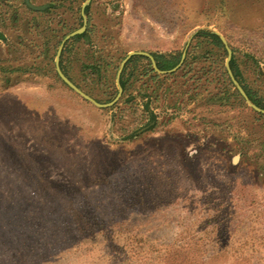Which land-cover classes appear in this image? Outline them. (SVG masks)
Listing matches in <instances>:
<instances>
[{
	"label": "rangeland",
	"instance_id": "374dc122",
	"mask_svg": "<svg viewBox=\"0 0 264 264\" xmlns=\"http://www.w3.org/2000/svg\"><path fill=\"white\" fill-rule=\"evenodd\" d=\"M21 2L0 0V264H264V120L214 100L223 84L207 85L194 48L220 32L264 84V0H94L88 45L66 55L79 86L106 89L83 61L187 49L199 62L136 81L140 120L129 92L101 109L64 85L56 49L49 63L17 31Z\"/></svg>",
	"mask_w": 264,
	"mask_h": 264
},
{
	"label": "trees",
	"instance_id": "16d2710c",
	"mask_svg": "<svg viewBox=\"0 0 264 264\" xmlns=\"http://www.w3.org/2000/svg\"><path fill=\"white\" fill-rule=\"evenodd\" d=\"M194 40H196V44L194 48H199V47L203 48L199 58L202 59L201 61H203V63L207 64V66H203V70H205L204 76L206 77L207 85H214L215 82L219 84H223V87H219L218 88L219 91H217V93L214 94L213 96L214 100L222 104H227L228 106H231L233 109H235L237 106H239V108L240 107L249 108L246 105L245 100L240 94V92L235 88V85L233 84L229 76L225 63L228 57V51L221 37L218 34L214 33L212 30L202 29L197 32V34L194 37ZM59 43L60 42L57 43V46L59 45ZM232 49H233V59L231 61V68L236 78L242 84L247 94L249 95L250 99L258 106L264 109V84L262 83L255 85V82L253 83L247 82L245 73L242 70L240 64L238 63L235 54L236 48L232 46ZM182 54L183 52L180 51L178 53H169V54L154 53L153 56L156 58L157 64L161 70H170L175 68L180 63ZM188 54H190V52H188L187 55ZM125 57L122 56L120 58H116L115 60H117L118 63L114 60V58L105 60L106 61L105 67L97 63H95L94 66L92 64L89 65V67L94 68L95 73H97L98 75L104 78L106 89L103 93L104 96L102 97H99L92 89H85L79 86L78 83H76V81L69 76L67 71L65 73L71 78V80L75 84H77L89 95L93 96L97 101L101 103L111 102L118 94V88L115 83V80L118 69L120 67V62H122V60ZM46 60L49 63L51 61L53 62V56L51 57L49 56ZM62 63H63V59L61 64ZM196 63L199 64V62L196 61H189V58L187 57L183 66L178 71L170 74H160L154 69L152 62L148 57L141 55L133 56L127 62L121 76V83L124 88V95L132 91L133 89L132 87L136 81H144V85L147 84V87L149 88L148 86L149 82H158L164 78L168 79L175 75H178L182 71L190 72L194 70V68L192 67ZM110 68H112L113 71H111ZM53 72L55 73V76L60 81H62V79L59 77L57 72L54 70ZM63 84L68 86L67 84H65V82H63ZM215 88H217V86ZM154 92H157V89H155ZM136 101H137L136 96L132 95L131 93L126 100L127 103H131L134 107L136 106L138 108V109L135 108V111L133 113L136 115L138 112H140L141 115L138 118V120H140L144 117H147V115L151 113L150 102L149 101L146 102L144 106V110H141L139 108L138 102ZM253 114L257 116L258 120H264L263 114H260L255 111H253ZM155 119L156 116L153 115V121H155ZM147 125L149 129H152L155 126V124H151V122H148ZM136 131L137 129L134 130V132L130 134L129 137H133L134 135H136L135 134Z\"/></svg>",
	"mask_w": 264,
	"mask_h": 264
},
{
	"label": "flooded vegetation",
	"instance_id": "af4514ba",
	"mask_svg": "<svg viewBox=\"0 0 264 264\" xmlns=\"http://www.w3.org/2000/svg\"><path fill=\"white\" fill-rule=\"evenodd\" d=\"M85 1L86 0H46L44 2H38L36 0H30V3L33 6L38 8L43 7V9L36 10L30 7L28 2L24 0L20 3L21 10H18L19 12H17V15L15 16L17 22V31L22 35L23 38L25 37L24 39H28V36H32L31 40H42V44H40V46L41 48H44L42 52L43 59H47L49 57L50 51L53 48L56 49V56L59 47L65 38L84 25L83 4ZM93 3L94 0H91V3L85 9V13L88 17L86 31L69 39L64 46L61 57V62L63 59L61 67L64 73L66 71L68 73L69 71L65 65L66 55L67 57L69 56V59H73V50L80 51V48H82L83 45H88L89 43L88 37L92 22L91 10ZM41 27L47 28L46 30H48L49 34H38V31L41 29ZM58 42L60 43L57 46ZM38 55H41V51L38 53ZM76 55H78L77 52L74 53V60L75 62H79V58H76ZM91 64L94 66V63L83 61L82 66L84 69L88 68L94 70L93 67H89Z\"/></svg>",
	"mask_w": 264,
	"mask_h": 264
},
{
	"label": "water",
	"instance_id": "95a60500",
	"mask_svg": "<svg viewBox=\"0 0 264 264\" xmlns=\"http://www.w3.org/2000/svg\"><path fill=\"white\" fill-rule=\"evenodd\" d=\"M28 4L30 7L38 10V9H43V7H35L33 6L31 3H30V0H27ZM91 3V0H86L85 3L83 4V17H84V25L77 29L76 31L72 32L71 34H69L65 40L62 42V44L60 45L59 47V50L57 52V55H56V58H55V64H56V70H57V73L58 75L60 76V78L65 82V84H67L72 90H74L77 94H79L81 97H83L85 100L91 102L93 105H95L96 107L98 108H101V109H107V108H112V107H115L119 101L121 100V98L123 97V94H124V88L122 86V83H121V76H122V73H123V70L127 64V62L133 57V56H137V55H141V56H146L148 57L152 64H153V67L154 69L160 73V74H170V73H173V72H176L178 71L184 64L185 60H186V57H187V49L183 52L182 54V58H181V61L180 63L173 69H170V70H161L157 64V61H156V58L153 56V54L151 53H148V52H143V51H133V52H130L126 57L125 59L122 61L121 65H120V68L118 70V73H117V87H118V94L117 96L111 101V102H108V103H101L99 101H97L95 98H93L92 96H90L89 94H87L85 91H83L77 84H75L63 71L62 67H61V57H62V52H63V49H64V46L66 44V42L77 36V35H80L82 33H84L87 29V25H88V17L85 13V9L87 8V6ZM214 33L218 34L222 41L224 42V44L226 45V48H227V51H228V57H227V61H226V67H227V70H228V73H229V76L233 82V84L235 85L236 89L240 92V94L242 95V97L244 98V100L246 101V103L256 112L260 113V114H263L264 115V109L261 108L260 106H258L256 103H254L249 95L247 94L246 90L244 89V87L241 85V83L239 82V80L236 78L232 68H231V61L233 59V49L232 47L230 46L227 38L221 34L220 32L218 31H213Z\"/></svg>",
	"mask_w": 264,
	"mask_h": 264
},
{
	"label": "crops",
	"instance_id": "0c3cea01",
	"mask_svg": "<svg viewBox=\"0 0 264 264\" xmlns=\"http://www.w3.org/2000/svg\"><path fill=\"white\" fill-rule=\"evenodd\" d=\"M22 1H24V0H22ZM27 1V0H26ZM3 38V35L0 33V39H2ZM49 56H50V54H49Z\"/></svg>",
	"mask_w": 264,
	"mask_h": 264
}]
</instances>
